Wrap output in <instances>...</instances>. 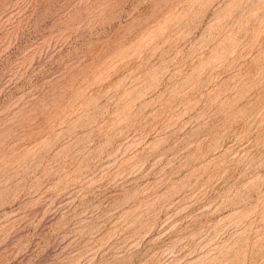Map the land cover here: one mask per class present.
Here are the masks:
<instances>
[{
  "label": "rangeland",
  "instance_id": "374dc122",
  "mask_svg": "<svg viewBox=\"0 0 264 264\" xmlns=\"http://www.w3.org/2000/svg\"><path fill=\"white\" fill-rule=\"evenodd\" d=\"M0 264H264V0H0Z\"/></svg>",
  "mask_w": 264,
  "mask_h": 264
}]
</instances>
